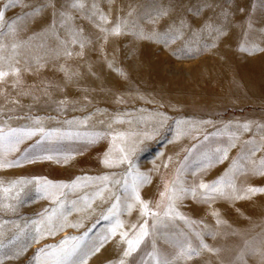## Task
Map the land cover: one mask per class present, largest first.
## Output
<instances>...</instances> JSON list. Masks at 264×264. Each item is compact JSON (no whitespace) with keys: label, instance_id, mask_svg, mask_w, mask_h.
I'll list each match as a JSON object with an SVG mask.
<instances>
[{"label":"rangeland","instance_id":"374dc122","mask_svg":"<svg viewBox=\"0 0 264 264\" xmlns=\"http://www.w3.org/2000/svg\"><path fill=\"white\" fill-rule=\"evenodd\" d=\"M74 2L0 0V264H264V0Z\"/></svg>","mask_w":264,"mask_h":264},{"label":"snow or ice","instance_id":"6c2138e0","mask_svg":"<svg viewBox=\"0 0 264 264\" xmlns=\"http://www.w3.org/2000/svg\"><path fill=\"white\" fill-rule=\"evenodd\" d=\"M13 3V0H8V4L11 5ZM7 6V5H6ZM83 3L81 2V0H75V2L73 3V7H83ZM63 15V13H62ZM167 15V11L166 10H162L159 13V16L157 17H163ZM5 18V13L3 11H0V23H2L4 21ZM155 23V21H153ZM211 31L216 32L217 34H219V29H211ZM116 34H119L120 29L116 28L115 29ZM140 38L143 39H154L158 34L156 32H152L151 35H145L143 32L138 34ZM2 45H0V49H2ZM242 50H247V49H242ZM16 71H19L18 69H16ZM5 75H7V73L0 71V79H2ZM45 159H51V157H45ZM107 163V161H106ZM201 188H205V189H210V191L215 192L218 189L215 186H209V185H205V184H201L200 185ZM248 191L250 193H255L257 191H264V189H257V188H250L248 189ZM138 199V197H137ZM118 202V201H117ZM113 207H115V205H113ZM111 211V209H110ZM105 219H107L108 217L105 216ZM113 234H115V232L113 231ZM127 234L125 233L124 236H126ZM149 235L146 226H141V232L138 234L137 238L135 239H128L126 240V243L128 245L127 250L125 251L124 255L125 256H129L132 254V252H134L139 245L143 242V239L145 237H147ZM204 247H207V245H204ZM98 250V249H97ZM195 250L191 249V247L189 246L186 249H181V251L177 254V255H183V256H188L189 258L191 257V255L193 254ZM209 251H212V249H209ZM76 253V248H73L71 251H68L64 254L65 259L70 258L71 256H73ZM81 264H83V261H81ZM157 264H171V261L168 259H157Z\"/></svg>","mask_w":264,"mask_h":264}]
</instances>
